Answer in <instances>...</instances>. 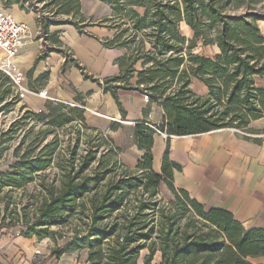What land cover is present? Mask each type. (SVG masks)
<instances>
[{"label": "trees", "instance_id": "16d2710c", "mask_svg": "<svg viewBox=\"0 0 264 264\" xmlns=\"http://www.w3.org/2000/svg\"><path fill=\"white\" fill-rule=\"evenodd\" d=\"M98 1L110 12L97 24L112 31L102 44L123 51L114 60L118 73L102 80V90L122 114L119 96L129 92L161 107L164 120L157 129L167 136L230 128L252 138L256 131L249 124L264 117L259 83L264 79V0ZM51 3L53 15L72 16L68 24L79 31L93 24L86 23L80 0ZM55 23L38 19L43 34ZM182 24L191 37L181 32ZM198 42L216 51L212 56L196 53ZM72 64L85 78L98 81L77 61ZM192 79L205 85L206 94L194 92ZM49 101L45 111L27 110L0 133L1 158L27 120L42 122L30 136L32 126L27 127L12 149L13 161L0 171V232L48 238L52 245L40 264L82 251L86 264H137L144 249V264L155 255L160 258L155 264H253L250 258L264 256V228L244 229L229 211L206 208L175 188L173 169L180 166L168 159V150L160 172L152 170L156 130L135 124L137 146L145 152L130 168L105 133L87 126L82 108L74 107L68 117L61 113L68 105ZM13 104L3 103L0 112ZM70 122L79 129L70 139L74 145L63 148L55 129ZM85 128L93 131L85 136L90 146L78 155L79 130ZM102 141L107 147L98 159Z\"/></svg>", "mask_w": 264, "mask_h": 264}, {"label": "crops", "instance_id": "0c3cea01", "mask_svg": "<svg viewBox=\"0 0 264 264\" xmlns=\"http://www.w3.org/2000/svg\"><path fill=\"white\" fill-rule=\"evenodd\" d=\"M9 13L27 23L31 36L36 37L40 28L34 13L18 8L11 9ZM64 24L55 23L50 27ZM88 26L105 30L104 38L112 35V31L104 26L94 23ZM260 26L264 32L263 24ZM70 27L50 29L44 34L53 45H58L54 42L56 40L60 42L59 46L63 43L74 52L66 62L68 54L63 53L59 46L50 47L49 53L40 57L41 45L35 37H31L9 60L22 71V83L27 88L45 89L50 99L71 106L79 103L87 126L105 133L118 148L120 161L134 168L145 152L137 146L135 124L158 126L163 123V111L156 103L124 92L119 96L125 112L122 114L111 94L102 90L101 83L104 78L118 73L114 60L123 51L104 47V38L101 41L91 34H79L73 25ZM3 57L0 50V63ZM72 59L98 81L85 78L73 66ZM259 83L264 86V79ZM191 88L200 95L207 92L205 85L197 79H192ZM76 97L80 100L76 101ZM42 99L43 102L48 100ZM22 100L27 106L38 104V99L31 93H27ZM249 128L256 131L250 134L251 139L230 128L184 136H164L155 132L152 137L151 168L156 173L160 172L163 154L168 150V159L180 166L178 170L173 169L175 188L185 190L206 208L229 211L244 229L264 228V117L252 121ZM51 245L48 238L38 240L35 236L2 234L1 231L0 264H32L36 259L43 260L49 254ZM81 253L80 261L76 258L77 252H71L48 264H86L85 251ZM250 260L264 264V256Z\"/></svg>", "mask_w": 264, "mask_h": 264}, {"label": "rangeland", "instance_id": "374dc122", "mask_svg": "<svg viewBox=\"0 0 264 264\" xmlns=\"http://www.w3.org/2000/svg\"><path fill=\"white\" fill-rule=\"evenodd\" d=\"M7 1L10 2V0H0V5L3 9H5L7 12L11 11L13 8H18L20 10H24L25 12H32L35 15L39 14L40 17H48L52 18L56 23H65L62 26L58 27H50V29H58V28H65V29H70L72 25L68 24V20H72V16L70 15H64V14H55L53 15V9L55 8L53 3H51V0H19L18 3H7ZM45 3H48V6L45 7ZM80 5H81V12L85 17L86 23H94L97 24L103 17L107 16L110 12L108 6L105 4L101 3L98 0H80ZM188 29V30H187ZM181 32L186 35L187 37H191L192 33L189 30V28L182 24L181 25ZM79 34L87 35L90 36H96V38L99 40H103L104 36L106 35L105 30L103 29H98L97 26L90 27V26H85L81 29V31L78 30ZM110 35V33H109ZM61 36V33H60ZM35 37V36H32ZM34 39V38H32ZM35 40H38L40 42L41 48H40V57L44 56L45 54L49 53L50 47H56V45H53L52 42L50 41L49 38L45 37L43 33L39 31V33L36 35ZM63 53L68 54L69 58L74 55V52L71 49H68V47L63 43L61 46L58 47ZM194 52L204 54L206 56H212L214 52L216 51L215 48L212 47H203L201 46V43L198 42L197 45L193 49ZM5 73L0 70V83L2 87L0 88V95L2 96L3 100L0 105L6 102H14L13 107L10 110L7 111H1L0 112V133L4 130H6L11 123L14 121L18 120L22 115L24 114L25 111L31 110L34 112H39L41 110L45 111V105L47 102H50L49 100H45L43 102V97H40L38 94H33L35 98L38 100V104H33L31 106H27L25 104L24 100H16L14 99L12 89L8 90V85L9 82L7 83V80L4 79ZM195 89L197 90V86H194ZM33 91H36V89H31ZM40 97V98H39ZM79 104V103H78ZM77 105H68L67 108L61 110V113L66 114V116H71L73 117L74 113L72 112V109L74 107H79ZM42 125V122H38L35 120H30L26 121L24 123V128L21 130H18L17 133L15 134L14 138L9 141L7 144L10 146L9 151L5 152L3 156L0 158V171L6 169L7 165L13 161V156L11 155L12 149L19 143L22 135L24 132L27 130L28 126H32L31 133H29L28 136L32 135L39 126ZM79 129V127L76 125L74 126L73 122L68 123L67 125H64L62 128H56L55 132L58 134L59 139L61 140V147L65 148L67 145H74V141H70L71 138H74L76 136V130ZM87 134H93V131L84 129L79 130V137L81 138V141L79 142L78 148H77V154H84L85 150L90 146L85 143V136ZM51 138V135L47 137L46 140H49ZM69 139V140H68ZM27 141H29V138H27ZM106 144L102 141L99 143L97 150H96V158L100 159L102 158L103 154L106 151ZM93 149V148H92ZM48 243V242H47ZM47 249V247H45ZM147 253V250H142L140 253V257L138 259L137 264H144L143 263V257ZM82 253L79 252L76 254V258L78 261L82 259L81 257ZM160 258L158 255H155L151 261V264H155L159 262ZM41 262L42 259H39ZM253 264H257L256 261L250 260Z\"/></svg>", "mask_w": 264, "mask_h": 264}, {"label": "built area", "instance_id": "2783aa9c", "mask_svg": "<svg viewBox=\"0 0 264 264\" xmlns=\"http://www.w3.org/2000/svg\"><path fill=\"white\" fill-rule=\"evenodd\" d=\"M40 18L39 14H36V19ZM31 32L27 23L15 19L9 12L3 9L0 5V50L3 52L4 59L0 63V70L5 73L11 84V89L13 96L18 100L25 97L27 93L38 94L40 97L46 98L48 100L56 101L55 99H50L47 96L45 89H38L33 91L23 85V73L21 70L17 69L9 59L14 57L19 49L31 39ZM148 126L156 132H160L157 126L148 124ZM241 135H249L247 132L241 129H235ZM164 136H167L165 133ZM264 136V134H263ZM32 264H40L39 259H36Z\"/></svg>", "mask_w": 264, "mask_h": 264}, {"label": "bare ground", "instance_id": "6f19581e", "mask_svg": "<svg viewBox=\"0 0 264 264\" xmlns=\"http://www.w3.org/2000/svg\"><path fill=\"white\" fill-rule=\"evenodd\" d=\"M188 30V29H187Z\"/></svg>", "mask_w": 264, "mask_h": 264}]
</instances>
